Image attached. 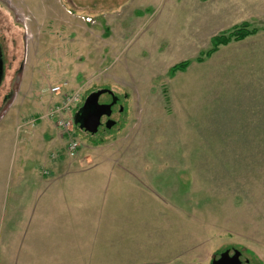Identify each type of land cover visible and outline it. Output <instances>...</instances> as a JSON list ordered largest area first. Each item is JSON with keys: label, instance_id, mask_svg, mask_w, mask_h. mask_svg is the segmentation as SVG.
Masks as SVG:
<instances>
[{"label": "rangeland", "instance_id": "1", "mask_svg": "<svg viewBox=\"0 0 264 264\" xmlns=\"http://www.w3.org/2000/svg\"><path fill=\"white\" fill-rule=\"evenodd\" d=\"M244 24L254 32L207 55ZM0 41V137L16 158L20 118L36 139L53 128L58 166L102 169L79 180L87 213L61 233L58 263L211 264L236 251L264 264V0H0ZM100 89L123 112L91 137L72 120Z\"/></svg>", "mask_w": 264, "mask_h": 264}, {"label": "crops", "instance_id": "2", "mask_svg": "<svg viewBox=\"0 0 264 264\" xmlns=\"http://www.w3.org/2000/svg\"><path fill=\"white\" fill-rule=\"evenodd\" d=\"M19 120L15 129L17 134L25 135L26 141L22 142L25 146L18 159L16 141L12 144L8 138L0 137V235L5 240V255L12 257L4 264H54L55 257L60 264L61 233L72 232L78 215L87 213V196L81 195L79 180L102 169L58 166L59 156L50 152L59 147L58 137L54 138L51 132L53 128H42L44 134L36 139L37 134L31 131L33 120L22 124ZM3 145H9L10 156ZM34 148L40 149L37 153L30 151ZM111 172L107 175H123L125 171ZM65 223L70 225L61 229Z\"/></svg>", "mask_w": 264, "mask_h": 264}, {"label": "flooded vegetation", "instance_id": "3", "mask_svg": "<svg viewBox=\"0 0 264 264\" xmlns=\"http://www.w3.org/2000/svg\"><path fill=\"white\" fill-rule=\"evenodd\" d=\"M6 58H7V56L5 54L4 47L0 41V88H1V85H2L3 79H4L5 67H6ZM100 90H102V89H100ZM93 92H95V91L90 92L87 96H89ZM86 97L84 98V100L86 99ZM84 100L81 102V105L77 109V111L83 105ZM113 101H114V103L110 107V115L109 116H107V115L101 116L97 131L94 134L87 132L88 136L93 137V136L97 135L99 132L102 133V130L110 131L112 128H114L116 126V122H117L116 120L119 118V116L123 112V107H122L121 103L119 104V98L115 95H114V97H112L109 94H102L98 98V102L101 105H110ZM225 253H226V255H225ZM225 253H221L219 255L218 259L215 260V262H217L218 260H221V258L227 260V262L229 264H235L236 262L237 263L241 262L239 260L240 255L238 252L234 251L232 255H229L228 252H225ZM212 263H213V260H212Z\"/></svg>", "mask_w": 264, "mask_h": 264}, {"label": "water", "instance_id": "4", "mask_svg": "<svg viewBox=\"0 0 264 264\" xmlns=\"http://www.w3.org/2000/svg\"><path fill=\"white\" fill-rule=\"evenodd\" d=\"M102 94H109L112 97H114V94L107 89H102L93 92L86 97L81 108L75 113L72 122L74 125L78 126L80 130H84L85 132L94 134L99 126V121L101 116L110 115V107L114 103V101L110 105L99 104L98 98ZM212 264H229V263L227 262V260L221 258V260H218L217 262L213 260ZM235 264H241V263L236 262Z\"/></svg>", "mask_w": 264, "mask_h": 264}, {"label": "trees", "instance_id": "5", "mask_svg": "<svg viewBox=\"0 0 264 264\" xmlns=\"http://www.w3.org/2000/svg\"><path fill=\"white\" fill-rule=\"evenodd\" d=\"M253 32L254 31H248V29L246 30V25L244 24V25H241V27L235 29L231 33H228V34L226 33L220 36H215L211 40L212 49L211 51L207 53V55L214 52V50H216L218 46L226 45L231 40H235V41L243 40L245 37L249 36ZM188 64H189L188 62H183V63L178 64L177 66H174L170 70V74H173L175 71H178V70H184L188 66Z\"/></svg>", "mask_w": 264, "mask_h": 264}, {"label": "built area", "instance_id": "6", "mask_svg": "<svg viewBox=\"0 0 264 264\" xmlns=\"http://www.w3.org/2000/svg\"><path fill=\"white\" fill-rule=\"evenodd\" d=\"M61 91V87H54L51 89V93H59ZM78 95L77 93H75L72 97L67 98V100H65L63 102L62 105L60 106H56L55 109L53 110V114L51 116H54L55 114H62L64 112L70 111V107L71 104H73V102H76L78 99ZM59 125H70V123H63V121H58ZM76 149V144L75 143H71L69 144V150L70 152H74V150Z\"/></svg>", "mask_w": 264, "mask_h": 264}]
</instances>
